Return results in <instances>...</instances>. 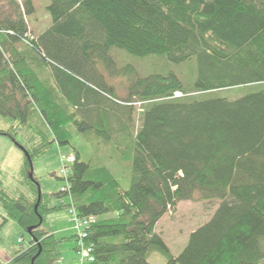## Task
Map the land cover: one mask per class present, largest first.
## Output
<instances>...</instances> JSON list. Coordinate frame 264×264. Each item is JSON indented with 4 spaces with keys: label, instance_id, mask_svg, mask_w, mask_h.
Wrapping results in <instances>:
<instances>
[{
    "label": "trees",
    "instance_id": "obj_1",
    "mask_svg": "<svg viewBox=\"0 0 264 264\" xmlns=\"http://www.w3.org/2000/svg\"><path fill=\"white\" fill-rule=\"evenodd\" d=\"M47 10L52 23L35 35L33 1L0 0V116L10 123L0 134L32 162L71 144L73 129L130 152L92 164L75 151L67 174L53 173L66 185L52 194L25 155L28 192L0 186V204L31 240L7 264H53L67 241L76 251L77 234L42 228L71 209L95 219L84 239L95 264H151L154 252L165 264H264V0H50ZM113 47L193 73L135 77L121 97L118 75L100 70L115 65ZM127 163L128 188L113 169ZM55 197L70 202L51 205ZM191 200L219 206L175 256L156 227Z\"/></svg>",
    "mask_w": 264,
    "mask_h": 264
},
{
    "label": "rangeland",
    "instance_id": "obj_2",
    "mask_svg": "<svg viewBox=\"0 0 264 264\" xmlns=\"http://www.w3.org/2000/svg\"><path fill=\"white\" fill-rule=\"evenodd\" d=\"M18 1L22 3V0ZM32 1L35 13L28 16L27 20L33 34L39 35L52 23L47 10L50 0ZM111 54L115 60V65L111 67L100 66V70L102 75L107 77L114 78L115 75H118V79L114 83L118 86V93L121 97L126 94L125 85H128L135 77L166 74V72L171 70L182 79H185L192 72V69H187L188 65L173 63L166 56L160 54L137 56L119 47H113ZM117 71L119 74H116ZM220 96L234 100L240 94L237 92H223ZM135 117L137 122V114ZM9 124L7 119L0 116V129L8 128ZM73 131L71 144L59 145L55 143L48 153L36 158L33 162L34 175L39 178L43 193H57L66 185V180L57 178H63L64 176L62 173V156L67 157L78 151L83 161L96 164L111 157L123 159V153L125 155L130 152L129 150L126 152V149L120 144L117 145L116 142L108 143L101 137H97L94 134L81 133L78 129H73ZM24 164L25 153L10 136L0 134V186L12 196H17L20 192H28L27 187L21 183ZM113 169L114 174L120 179L123 186L128 188L131 182V168L128 163L124 167L118 166ZM53 173H56L57 177ZM62 202L68 203L70 199L68 197L63 199L55 197L52 199L51 205L58 206ZM218 206L219 201L217 200L182 201L173 213H168L158 224L156 232L162 235L171 252L178 256L187 245L191 233L207 223L216 212ZM68 212L70 214V211ZM5 216L6 212L0 204V262L2 264H7L17 250L22 247L27 248L31 240L29 233L24 231L14 220L5 221ZM74 225V220L68 215L66 210H61L49 214L42 228L51 233L60 229L68 230L63 234L57 233L59 238H64V236L68 238L77 233V230L74 231ZM74 247V242L67 241L63 245V252L72 253L75 257L74 262L77 264ZM149 262L151 264H165L166 258L162 254L154 252L150 256Z\"/></svg>",
    "mask_w": 264,
    "mask_h": 264
},
{
    "label": "built area",
    "instance_id": "obj_3",
    "mask_svg": "<svg viewBox=\"0 0 264 264\" xmlns=\"http://www.w3.org/2000/svg\"><path fill=\"white\" fill-rule=\"evenodd\" d=\"M175 97H182L183 94L181 92H176ZM75 161V156H62V162L64 164L63 173L66 175L68 172V169L66 168V165L71 164ZM70 213L73 217V220L75 222V228L77 230L78 235V248L75 251L76 253V261L77 264H95L96 258L93 253V247L88 246L84 239L87 235V230L89 229L90 225L95 222L94 218L84 219L80 220L76 214V211L71 209Z\"/></svg>",
    "mask_w": 264,
    "mask_h": 264
},
{
    "label": "crops",
    "instance_id": "obj_4",
    "mask_svg": "<svg viewBox=\"0 0 264 264\" xmlns=\"http://www.w3.org/2000/svg\"><path fill=\"white\" fill-rule=\"evenodd\" d=\"M31 28V27H30ZM67 213H68V215H70L69 214V212L68 211H66ZM166 216V215H165ZM164 216V217H165ZM164 217L159 221V223L164 219ZM158 223V224H159ZM158 224H157V227H158ZM156 227V228H157ZM73 229V228H72ZM68 230H65V229H60V230H56L55 232H54V234L56 235V236H58L57 235V233H60V234H63V233H65V232H67ZM74 231H76V228H75V225H74ZM49 232V231H48ZM51 233V232H50ZM76 233H74V235H75ZM73 235V236H74ZM64 237H66V236H64ZM75 257H74V255H72V253H65V252H63V254H62V256H61V258L59 259V260H57L56 262H54L53 264H75Z\"/></svg>",
    "mask_w": 264,
    "mask_h": 264
},
{
    "label": "water",
    "instance_id": "obj_5",
    "mask_svg": "<svg viewBox=\"0 0 264 264\" xmlns=\"http://www.w3.org/2000/svg\"><path fill=\"white\" fill-rule=\"evenodd\" d=\"M15 143L20 147V149L25 153V155L28 157L29 161H30V164H31V176L33 175L34 173V168H33V162L31 160V158L29 157V154L28 152L25 150V148L21 145H19L18 142L15 141Z\"/></svg>",
    "mask_w": 264,
    "mask_h": 264
}]
</instances>
